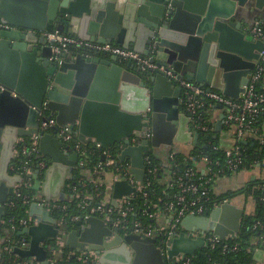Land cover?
<instances>
[{
    "label": "water",
    "instance_id": "95a60500",
    "mask_svg": "<svg viewBox=\"0 0 264 264\" xmlns=\"http://www.w3.org/2000/svg\"><path fill=\"white\" fill-rule=\"evenodd\" d=\"M15 5L33 6L38 12L35 21H24ZM244 8L255 10L264 20V0H0V18L13 27L0 32V85L4 87L0 91V223L10 214L7 204L15 196V184L22 182L21 176L10 171L19 160L15 152L18 139L38 134L39 122L32 121L43 110L59 126L78 132L83 145L100 144L111 150L124 143L120 159L132 162L131 172L141 183L146 175L144 155L163 146L200 143V135L189 128L188 114L181 111L182 87L177 80L144 73L133 61L114 56L88 60L75 50L54 53L46 33L58 31L86 41L117 44L143 55H149L154 47L156 61L171 66L179 79L238 100L264 50V43L256 41L252 29L242 24ZM224 110L222 105L216 106V111ZM145 115L150 123L144 122ZM148 127L153 133L151 141L131 146L128 138ZM221 130L219 121L216 131ZM223 138L221 146L226 148ZM40 150L52 160L43 191V197L52 201L47 189L57 167H77L79 155L73 154L68 162L64 151L69 147L49 134L40 140ZM259 167L264 180V165ZM39 173L37 170L35 175L37 191L42 185ZM238 180V173L219 176L214 194L238 193ZM255 181L256 176L252 178ZM113 186L114 206L136 192L127 181ZM55 196L65 201L63 192ZM29 214L39 224L19 233L30 238L28 249L13 251L21 258L48 264L46 242L62 236L76 253L95 252L96 258L89 264H166L156 239L124 235L100 218H81L71 229L69 220L59 225V219L38 202L31 205ZM244 217L245 209L231 202L205 217L188 216L182 226L201 233L212 230L221 239H237ZM171 244V257L193 256L205 241L183 234ZM263 256V249L255 253L258 261Z\"/></svg>",
    "mask_w": 264,
    "mask_h": 264
},
{
    "label": "built area",
    "instance_id": "2783aa9c",
    "mask_svg": "<svg viewBox=\"0 0 264 264\" xmlns=\"http://www.w3.org/2000/svg\"><path fill=\"white\" fill-rule=\"evenodd\" d=\"M12 29L13 27L0 19V32L10 31ZM252 34L256 41H262L264 43V20L257 21L254 24ZM45 36L54 53L60 54L75 50L88 60L97 56H114L122 61H133L144 73L162 74L170 80H177L178 84L182 87L181 104L189 116V128L192 130V133L199 134L200 140L201 137L210 138L213 136L211 112L217 105H222L225 108L223 124L228 129H234L236 131L237 142L231 149H224L219 145L215 147L216 151L224 150V159L213 160L207 156L201 157L199 163L205 166L203 171L197 167V170L190 169L183 176H178L171 183V186L176 188V194L172 202L164 203L160 207L157 204H149L147 209L139 213L138 207L133 203V200L137 196L148 199L149 193L147 190L151 185V178H155L161 170L160 167L163 168V166L155 167L152 155H144L146 175L144 182L141 183L136 180L134 174L131 172L133 168L132 162L130 160L122 161L120 159L126 147L124 143L114 146L111 150L103 149L100 144H91L93 147L91 150H88L85 145L76 139L77 134L69 126H59L57 120L55 118H48V114L43 110L39 114L38 134H34L30 140H21L16 149V154L19 159L25 157L28 158V161L21 166L14 164L10 168L14 175L21 176L22 182L16 186L15 196L12 198L14 200H11L7 206L9 208L14 207V201L24 199V202L30 205L38 201L51 214L56 210H67V205H60L58 201H48L45 198L38 200L37 197L22 194L23 188H31L34 186L37 170L44 171L47 169L46 161L43 160L40 150V140L45 135L55 134L65 146L71 147V144L74 145L73 151L79 155V162L82 167L88 168L90 166L84 159L88 152L100 153L102 157V162L93 166V178L80 184L83 187L93 185V187L98 189L96 198L93 196L83 197V194L74 187L72 198L73 201L81 199L77 204V209L83 215H67L62 222L67 219L71 222H76L81 218L97 217L113 229H121L124 235L140 234L143 238H154L157 240V248L166 259V264H192V258L196 257L200 251L207 248L216 249L218 246H221L224 252H238L240 250L238 244L230 245L228 243L230 240L236 239L230 236L226 239H221L212 230H208L205 233L188 231L182 226V222L186 217L192 215L205 217L222 204L231 203L229 195L216 196L214 194V188L219 176L225 175L231 177L234 173L240 174V172L248 169L245 167L246 161L241 153L244 142H247L246 145H249L250 139H254L264 149V50L260 53L257 67L250 76L248 85L244 87V93L240 99L234 100L199 83L184 78L179 79L171 66H166L156 61L154 47L150 48L149 55H143L117 44L86 41L58 31L46 33ZM0 91H4V87L1 85ZM206 111L209 112L208 118L204 117ZM144 122H151L148 115H145ZM152 137V129L148 127L140 132H135L128 140L131 146L138 147L143 146L147 141H151ZM253 146H256L255 143H253ZM114 148L117 151L116 158H114L112 153ZM33 158L41 159L33 166L31 163ZM171 159L173 160V156H171ZM260 163L264 165V160L256 161L254 167H252L253 169H248L247 171L258 170V173H255L256 182H259L257 188L264 195V180L261 179ZM199 173H201V176ZM117 181H127L136 189V192L129 197H123L121 200H118L117 206H114L112 197L113 184ZM93 198L99 200V202L93 204L91 202ZM260 199L264 202V196ZM139 214L141 217H138ZM161 218H166L168 224L164 226L160 225ZM144 220H150L151 223H146ZM4 224L11 225V230L17 232L18 230L28 229L38 225L39 221L32 216H28L27 218L19 220L12 218L9 221H6L5 218L0 223V226ZM254 228L255 230L262 228V225L257 223ZM183 234L194 240L203 239L205 246L197 250L193 256L180 254L176 257H171V242L176 238H180ZM66 246V240L62 236L58 237L55 244L47 243V251H52L53 253V257L48 259V263L65 264L64 262L67 259L73 257L82 264H89L90 261H94L96 258L95 252L93 251L82 253L73 251L69 253L64 261L60 258L59 252H62ZM16 247L24 250L28 249L30 247V241L23 237L17 242ZM16 247L6 246L3 248V251L10 252ZM252 251L250 248L248 249V252L251 253ZM255 251L257 249L253 252Z\"/></svg>",
    "mask_w": 264,
    "mask_h": 264
},
{
    "label": "trees",
    "instance_id": "16d2710c",
    "mask_svg": "<svg viewBox=\"0 0 264 264\" xmlns=\"http://www.w3.org/2000/svg\"><path fill=\"white\" fill-rule=\"evenodd\" d=\"M47 114V113H46ZM204 117H209V112L206 111L204 113ZM78 140V138L76 137ZM255 143L256 146H253ZM74 145L71 144V148L73 149ZM88 150H91L93 147L92 145L86 146ZM215 147H218L217 141L213 138V136L209 137H201L200 143L194 146L193 150L188 154L184 155L178 152H170L169 154V164L168 166H163L161 163L162 161L157 160L153 157L155 162V167H160L161 170L159 171L158 175L155 178H151V185L148 188L149 197L148 199H144L142 196H137L133 203L138 207V212L147 209V206L157 204L159 207L162 206L164 203H169L174 200V195L176 194V188L171 186V183L178 176H183L187 170L194 169L197 170V164L200 162L201 157H210L211 159H224L225 152L224 150L216 151ZM114 158H116L117 151L116 149L112 150ZM242 156L246 161L245 167L248 169H253L254 163L256 161L264 160V149L261 144L254 140L250 139L249 145H244L242 148ZM173 156V160L171 159ZM41 158H33L31 160L32 165L34 166L37 164L38 160ZM85 161L89 163L90 171H92L93 166L102 162V157L100 153H91L88 152L85 156ZM28 161V158L19 159L15 164L21 166L23 163ZM83 169V168H81ZM247 169V170H248ZM168 171V172H167ZM106 172V171H105ZM166 172L168 175L171 176L170 184H166L163 181V178L166 176ZM201 176V173H199ZM104 177V176H103ZM40 179H44V175L40 176ZM259 182L249 183L247 188L243 190L244 194L246 195V199H252L255 204V210L253 214L246 215L242 222V229L238 238L236 240H230L228 243L230 245L238 244L240 246V250L238 252H224L221 246H218L216 249L207 248L200 253L197 254L196 257L192 258V264H254V250L256 248L264 247V202L261 201V197L264 196L262 191L257 188ZM72 184V183H71ZM73 185V184H72ZM74 187L78 189L79 192L85 196H93L96 198V192L98 189L93 187V185H89L87 187H83L80 184H75ZM242 192V193H243ZM238 192L236 194H232L229 196L230 199L233 197H238L242 194ZM22 194L25 196H33L36 194L34 191L33 186L31 188H23ZM24 199H19L15 202V206L10 208V214L6 218V221H9L12 218L16 220L27 218L29 216L28 210L30 204L24 202ZM81 201V199L74 200L70 203L67 202H59L60 205H67L66 211H58L54 212V216L59 220H63L67 215L68 216H82L83 214L77 209V204ZM93 204L99 202V200H95L94 198L91 199ZM138 217H141L139 214ZM146 223H151L150 220H144ZM260 223L262 228H258L255 230V225ZM69 227L71 229L74 228V223H70ZM21 230L17 232H13L11 230V225L4 224L0 226V248H5L6 246L16 247L18 241L21 238L19 236ZM24 238L29 239L28 236H24ZM55 244V241H52ZM253 250L251 253L248 252V249ZM73 252L69 248H64L62 252H59L60 258L62 260H66L69 253ZM53 257L52 251H50L48 258ZM65 264H82L76 258L71 257L64 262ZM0 264H36L30 258H21L18 255L13 254L12 251L6 252L3 251L0 254Z\"/></svg>",
    "mask_w": 264,
    "mask_h": 264
},
{
    "label": "crops",
    "instance_id": "0c3cea01",
    "mask_svg": "<svg viewBox=\"0 0 264 264\" xmlns=\"http://www.w3.org/2000/svg\"><path fill=\"white\" fill-rule=\"evenodd\" d=\"M14 9H15V12H18V13H20V14H22L24 16V19L23 20L26 21L28 24H30L29 23L30 21H31V23H33L35 21V17H36L35 15L38 14L37 10L34 9L33 6H25V7H21V8H19L18 6H16ZM242 15L243 16H241V18L242 19L245 18V22L242 23V24L243 25H246L247 27H250L251 29H253V26H254V24L257 21L263 20L262 18H260L259 15H257V13H256L255 10L253 12H251V8H244L242 10ZM241 18H240V20H241ZM107 57H109V56H104V58H106V59H107ZM181 97H182V95H181ZM181 97H180V108H181V111L182 112L183 111L186 112L185 109H184V107L181 104ZM223 115H224V118H225V110H224V112H218V111H216V107H214L212 109V112H211V120H212L211 122H212V126H213L212 135H213V138L217 141V144L219 146H221L222 138L224 137L223 138V144L226 146V148H224L222 146L221 147L224 148V149H231V148H233L235 146V144L237 142V139H236V131L234 129H228L226 127V125L223 124V119L221 118ZM219 121L222 122V130L220 132H217L216 131V124ZM32 122L34 124H36L37 122H39V116H38V119L37 118H34V120ZM26 130L29 131V130H31V128H27ZM232 132H235V133H232ZM76 134L78 136V132H76ZM49 135H51L53 137H56L55 134H49ZM222 135H224V136L222 137ZM31 137L19 138L18 139V142H17L16 149L19 146V142L21 140L27 141V140H30ZM193 148H194V145L193 144H174L172 147H168V146L165 147V146H163L159 150H155L154 155H155V157H156L157 160H159V161L161 160L162 161L161 164L163 166H166L167 167L168 164H169V154H170V152L174 151V152H178V153H181V154H184V155H188L193 150ZM15 152H16V150H15ZM64 154L67 156V160L69 162L70 161V157L73 154H75V152L70 149V150H67V151L65 150L64 151ZM45 158L49 159L52 162V160L50 158H48V157H45ZM79 165H80V162H78V166L77 167L76 166L71 167V166H68V164L67 165H59L57 167V170L55 172L56 173V176L54 177V180H53L52 184H50V187L47 189V191L49 193H51V199H52V201L53 200L54 201H60V198L57 197V196H55V193H58L60 191V193L63 192L65 194V202H67V203L72 202V200H73V198H72V195H73L72 192H73L74 185L77 184V183L78 184L84 183L85 181H87V180L89 181V180H91L93 178V172L90 171L89 168L84 167L83 169H81L79 167ZM197 167L201 171H203L204 168H205V166L203 164H200V163L197 164ZM71 168L74 169L73 172H70V169ZM167 172H166V177L163 178V181L166 184H170V182H171V176L168 175ZM253 174L254 175L251 174L250 177H249V179H247V180L245 178H243V177L240 178L241 181L238 180L239 186L240 187H244L245 186L244 188L246 189L249 183H253L252 182V178L254 176H256L255 173H253ZM41 183H42L41 190L40 191H37L36 190V194L38 196H40V197H43V195H44V192H43L44 191V186L47 183V176H44V179H43V181ZM61 183H64V184L61 185ZM18 184L19 183L17 182L15 184V187L14 188H16V186ZM57 188H59V190H57ZM246 201L247 202H246L245 206L243 207L245 209V217H246V215L253 214L254 213V210H255V204H254V202L251 201L250 198L247 199ZM167 224H168V220L166 218H161L160 225H163L164 226V225H167ZM256 249L257 250H259V249H263L264 250V247H262V248H256ZM256 252L257 251L254 252V260H255L254 261L255 262L254 264H264V256H263L262 260H259L258 261V260L255 259V253ZM33 260L35 261V259H33ZM35 262L37 264L39 263L37 261H35Z\"/></svg>",
    "mask_w": 264,
    "mask_h": 264
},
{
    "label": "flooded vegetation",
    "instance_id": "af4514ba",
    "mask_svg": "<svg viewBox=\"0 0 264 264\" xmlns=\"http://www.w3.org/2000/svg\"><path fill=\"white\" fill-rule=\"evenodd\" d=\"M75 37H76V36H75ZM74 132H75V131H74ZM75 133H76V132H75ZM77 138H78V136H77ZM78 140H79V138H78ZM79 141H80V140H79ZM85 146H87V145H85ZM70 149L73 151V149H72L71 147H69V150H70ZM114 149H115V148H114ZM151 155H152V157H155L154 154H151ZM42 156H43V154H42ZM155 158H156V157H155ZM43 160L46 161L47 169L44 170V171H39V170H38V171L40 172V173H39V178H40L41 175H44V176H45L47 170H48V169L50 168V166L52 165V162H51L49 159L45 158L44 156H43ZM79 167H80V168H84V167H82V166H80V165H79ZM255 171L257 172L258 170H255ZM249 172H250L252 175H254V174H253V173H254V170L249 171ZM256 172H255V173H256ZM249 177H250V174H248L247 177H245V179L247 180V179H249ZM241 178H242V177H241ZM40 181L42 182L43 180L40 179ZM240 181H241V180H240ZM113 185H114V184H113ZM34 186H35V183H34ZM34 186H33V188H34ZM113 187H114V186H113ZM243 190H245V188L240 187V191H239V192L242 193ZM34 191L36 192V190H34ZM243 194H244V192H243L241 195H239L238 198L236 197L237 199L234 200V202H233L232 199H231V202L234 203L235 205H237L238 207L243 208V207L245 206L246 202H247V201H246V200H247V199H246V195H243ZM33 196H34V197H37L38 200H41L42 198H44V197H40V196H38L37 194H35V195H33ZM229 196H230V195H229ZM45 199H46V198H45ZM11 200H14V199H11ZM250 200L252 201V199H250ZM53 201H54V200H53ZM72 201H73V200H72ZM36 202H38V201H36ZM59 202H61V201H58V203H59ZM64 202H65V201H64ZM34 203H35V202H34ZM32 204H33V203H32ZM32 204H31V205H32ZM31 205H30V207H31ZM30 207H29V210H28V214H29V211H30ZM50 214H51V213H50ZM51 215H52L53 217H55V216H54V213H52ZM29 216H30V214H29ZM7 217H8V216H7ZM7 217H6V218H7ZM67 220H68V219H67ZM59 221H60V223H62V224H64V222H65V221L62 222V220H59ZM69 221H70V220H69ZM70 222H71V221H70ZM71 223H74V222H71ZM62 224H59V225H62ZM23 230H24V229H23ZM23 230H21L20 232H22ZM20 237H24V236H20ZM28 237H29V236H28ZM57 239H58V238H57ZM57 239H54V240H51V241H47L46 244H47V243H52V241H56ZM64 239H65V238H64ZM28 240L30 241V238H29ZM16 248H17V247H16ZM16 248H15V249H16ZM66 248H68V247L66 246ZM15 249H14V250H15ZM2 250H3V248H2ZM14 250H13V251H14ZM13 251H12V252H13ZM49 253H50V251H48V255H49ZM48 259H49V258H47V262H48ZM32 260H33V259H32ZM33 261H34V260H33ZM34 262H35V261H34ZM35 263H36V262H35ZM36 264H37V263H36ZM38 264H39V263H38ZM40 264H41V263H40ZM48 264H49V263H48Z\"/></svg>",
    "mask_w": 264,
    "mask_h": 264
},
{
    "label": "rangeland",
    "instance_id": "374dc122",
    "mask_svg": "<svg viewBox=\"0 0 264 264\" xmlns=\"http://www.w3.org/2000/svg\"><path fill=\"white\" fill-rule=\"evenodd\" d=\"M256 171L254 170V173H255ZM256 173H258V172H256ZM248 174H250V172L249 171H242V172H240V174H239V180H240V178L241 177H243V178H245V177H247V175ZM251 175V174H250ZM238 198V197H237ZM236 197H233L232 198V201L234 202V200H236L237 199Z\"/></svg>",
    "mask_w": 264,
    "mask_h": 264
}]
</instances>
